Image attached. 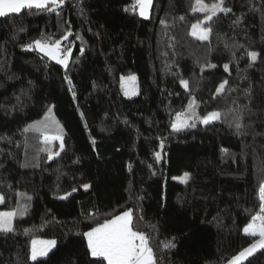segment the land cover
<instances>
[{
    "label": "trees",
    "instance_id": "16d2710c",
    "mask_svg": "<svg viewBox=\"0 0 264 264\" xmlns=\"http://www.w3.org/2000/svg\"><path fill=\"white\" fill-rule=\"evenodd\" d=\"M194 6L153 0L144 18L135 0H65L0 17V210L26 208L0 233V264H102L83 233L129 209L159 264H224L257 240L243 228L264 182V0H225L206 41L190 34L207 15ZM48 37L73 49L67 68L25 47ZM130 72L139 89L127 97ZM214 111L208 125L171 128L177 113ZM53 121L64 148L46 162L55 143L24 129L56 134ZM33 236L56 241L37 261ZM240 264H264V249Z\"/></svg>",
    "mask_w": 264,
    "mask_h": 264
},
{
    "label": "snow or ice",
    "instance_id": "6c2138e0",
    "mask_svg": "<svg viewBox=\"0 0 264 264\" xmlns=\"http://www.w3.org/2000/svg\"><path fill=\"white\" fill-rule=\"evenodd\" d=\"M65 0H0V17H6L10 14H19L23 9L36 8L38 10H45L48 12H55L57 8L64 4ZM225 0H218L217 3L211 6L204 3V0H195V6L193 11H201L207 13L204 20L195 23L191 26L190 34L201 40L206 41L212 31L211 27H202L203 24H208L212 21L218 13H229L230 8L224 6ZM153 0H135L136 6L139 8V14L142 17L147 18L149 9L152 6ZM59 14V13H57ZM183 19V17H181ZM163 24L164 21L162 20ZM79 38V37H78ZM63 39H67L64 36ZM35 48L39 52L43 53L50 60H54L57 64H60L67 68L68 59L71 54V49H64L61 47V41H51V37L45 40L33 41ZM33 44L25 45L26 48L31 49ZM250 61L254 62L258 53L255 51L248 52ZM208 67H215L209 64ZM225 71H228V65L224 66ZM67 79V77H66ZM123 79V78H122ZM130 81H135V76L128 77ZM70 83V81H69ZM181 86L187 90L188 82L181 79ZM227 81L221 83L216 93L219 95L225 89ZM132 94H135L133 91ZM125 95H129L125 92ZM221 114L219 112H211L203 117L197 116L195 112H189L187 114L177 113L175 120L171 124V128L174 132L182 131L186 128H195V120L199 119L200 123L208 125L220 119ZM242 117L236 115L234 117V127L237 134H241V129L244 125L240 122ZM58 130L56 134L48 135L44 134L45 130L50 125L45 122L41 125L40 122H34L25 127L24 132H39L43 135V142L50 144L53 141H60V150L64 148L62 130L59 129L58 122L53 121ZM231 126V125H230ZM49 151V160L53 159L54 156H59L60 152H51L50 149L42 148L41 151ZM227 149H222V152L227 153ZM159 158V153L156 154ZM189 174L185 173L184 177L181 178L182 182H187ZM87 189L88 185H84ZM75 190V189H74ZM261 204V212L264 213V183L260 185L259 189ZM66 198V197H61ZM28 199H31L30 197ZM4 198L0 196V203ZM26 211L25 206L18 205L17 210L10 212H0V233H10L14 231L12 219L16 215H23ZM256 221H260L259 224ZM244 233L252 237H259L258 240L254 241L248 248L241 251L238 255L232 258L228 264H240L242 259H246L247 256L252 255L257 249H264V215L254 216L252 222H250L245 228ZM27 234V230L25 231ZM83 236L87 240V248L92 257L98 258L102 264H159V261L150 246V237L143 231L138 230L133 223V212L131 209L122 212L120 215H116L111 219H106L103 223L97 224L96 227L91 228L89 231L83 233ZM56 241H37L33 239L31 241V255L30 259L37 261L38 257H44L48 255V252L54 247ZM166 248L174 247L171 242L164 245Z\"/></svg>",
    "mask_w": 264,
    "mask_h": 264
},
{
    "label": "rangeland",
    "instance_id": "374dc122",
    "mask_svg": "<svg viewBox=\"0 0 264 264\" xmlns=\"http://www.w3.org/2000/svg\"><path fill=\"white\" fill-rule=\"evenodd\" d=\"M137 9H138V11H139V8L137 7ZM150 9H151V7H150ZM150 9H149V13H148V16H149V14H150ZM142 17V16H141ZM145 18V17H144ZM202 26V25H201ZM202 27H204V26H202ZM33 44V43H32ZM61 47L62 48H64L63 47V44L61 43ZM70 47H68V48H64V49H69ZM32 50H36L37 52H39V50H37L36 48H35V45L33 44V47L31 48ZM71 49V52H72V48H70ZM40 54H42V55H44L43 53H41V52H39ZM45 56V55H44ZM70 56H71V54H70ZM70 56H69V58H70ZM45 57H47V56H45ZM48 58V57H47ZM49 59V58H48ZM69 60V59H68ZM54 61V60H53ZM62 66V65H61ZM62 67H64V66H62ZM130 76H135V81H130L129 79H128V77H130ZM123 78V79H122ZM119 85H120V88H121V91H122V93L125 95V92H128L129 93V95H125V96H127V97H132V96H135L137 93H138V89H139V87H138V78H137V75H136V73H134V72H130V73H128V74H122V75H120V78H119ZM135 92V94H132V92ZM203 117V116H202ZM176 118V117H175ZM175 118H174V120H175ZM173 120V121H174ZM198 122H200V120L198 119ZM173 123V122H172ZM44 134H48V135H53V133L52 134H50V133H44ZM42 137H43V135H42ZM54 143H55V152H57V151H59L60 153L62 152L61 150H60V141H53ZM49 156H47V155H44L42 158H43V160L44 161H46V162H51V161H53V160H55L56 159V157L57 156H54L53 157V159H51V160H49V158H48ZM262 183H264V182H262ZM260 189V188H259ZM0 196H2L1 195V193H0ZM261 204H262V201H261V203H260V206L258 207V209L251 215V217H250V219L248 220V222L246 223V225L244 226V228L250 223V222H252V218L254 217V216H259V215H264V213H262L261 212ZM14 210H17V208H8V209H3V210H0V212H10V211H14ZM122 213V212H121ZM120 213V214H121ZM120 214H118V215H120ZM19 215V214H18ZM18 215H16V216H18ZM15 216V217H16ZM15 217H13V219H12V223H13V220H14V218ZM256 223L257 224H259L260 223V221H256ZM96 227V226H95ZM244 228H243V230H244ZM89 231V230H88ZM33 239H35V240H37V241H49V240H54L55 241V238H53V237H41V236H33L31 239H30V242H29V254H28V256H29V258H30V255H31V241L33 240ZM259 239V237L257 238V240ZM256 241V240H255ZM251 245V244H250ZM249 245V246H250ZM249 246H247L246 248H248ZM53 248V247H52ZM51 248V249H52ZM246 248H244V249H246ZM243 249V250H244ZM242 250V251H243ZM241 252V251H240ZM239 252V253H240ZM238 253V254H239ZM238 254H236V255H238ZM235 255V256H236ZM235 256H233V257H235ZM232 257V258H233ZM38 258H40V257H38ZM232 258H230L227 262H225L224 264H228V262L230 261V260H232ZM242 260H244V259H242ZM241 260V261H242Z\"/></svg>",
    "mask_w": 264,
    "mask_h": 264
},
{
    "label": "water",
    "instance_id": "95a60500",
    "mask_svg": "<svg viewBox=\"0 0 264 264\" xmlns=\"http://www.w3.org/2000/svg\"><path fill=\"white\" fill-rule=\"evenodd\" d=\"M62 6H63V5H62ZM62 6H61V7H62ZM61 7L57 8V9H60ZM57 9H56V10H57Z\"/></svg>",
    "mask_w": 264,
    "mask_h": 264
}]
</instances>
